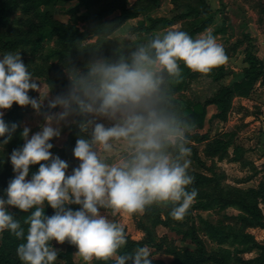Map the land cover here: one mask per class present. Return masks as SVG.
Masks as SVG:
<instances>
[{
  "label": "rangeland",
  "instance_id": "374dc122",
  "mask_svg": "<svg viewBox=\"0 0 264 264\" xmlns=\"http://www.w3.org/2000/svg\"><path fill=\"white\" fill-rule=\"evenodd\" d=\"M188 13L190 16L186 17ZM127 14L131 17L112 31V27ZM210 17L212 21L207 29H211L213 36L223 45L228 60L208 73L193 71L179 61V78L163 72L160 91L141 104L126 109L141 114L149 107L160 106L180 115L188 105L206 104L208 114L202 129L179 130L186 138V146L191 149L187 157L190 160L189 174L194 181L198 175L206 177L208 182L194 186L197 196L181 219L170 215L173 207L170 202L155 203L146 206L142 212L131 214L111 208L101 209V212L125 229L127 243L120 252H132L138 246L147 245L153 264H222L221 261L224 264H264V228L250 226L245 220L247 214L239 205H230L223 211L217 208L221 200H245L258 205L264 214V165L256 163L264 154L261 143L264 133L254 120L258 118L260 108H250L249 103L244 104L235 96L230 100L225 120L221 121L214 118L216 107L209 103L221 85L240 78L250 67L247 55L253 53L251 36L255 30L251 27L257 18L264 17V0H0V36L10 37L16 43L4 46L0 42V55L8 51L21 53L28 71L39 84V88L30 90L29 95L37 97L41 104L39 112L30 105L21 107L15 103L10 109L3 110L5 122L16 123L18 127L11 133V140L0 146V195H4L14 176L9 156L13 149L24 144L23 128L27 126L31 136L46 123V115L64 110L63 105L57 110L48 106L49 100L57 95H66L72 90L79 92L80 85L85 88L97 85L96 78L90 75L92 66L98 62L116 63L114 56H106L102 51L115 48L130 53L132 57L155 35L172 29L183 30L195 39L205 32L200 31V27ZM48 21L78 28L88 37L82 46L97 44L96 49L100 47V50L96 52L89 48V54L84 55L78 43L71 47L63 45L66 37L79 38L68 29L65 33L56 29L49 32L51 24ZM98 29L103 31L102 34H97ZM47 32L52 34L51 37L39 42L41 35ZM154 111L160 116L159 111ZM95 115L82 114L73 102L69 115L54 121L61 135L51 141L54 145L52 152L68 163V173L80 163L73 154L78 137L91 139L96 122L105 127L119 122L97 112ZM78 117H81V123L89 120L93 123L88 124L86 130L81 129L76 125ZM231 133L235 134L233 142L227 149H220L217 143L221 135ZM93 147L108 163L130 158L133 153V146L125 139L113 140L110 153H105L99 145ZM38 168V164L31 165V173ZM28 178H31L30 173ZM10 211L26 232V215L16 208H10ZM219 220L225 223L219 226L220 233H215L212 228ZM221 233L234 235L238 240L229 238L225 241L220 238ZM4 237L9 242L17 239L8 230L0 231V246ZM197 241L201 245L196 248ZM23 242L19 238L14 246L4 248L0 251V258L7 255L8 259L20 264L17 247ZM51 243L59 250L54 264H114L115 258L93 257L91 261H85L77 253V247L68 241L61 244L53 240ZM202 255L208 260L202 263L189 260Z\"/></svg>",
  "mask_w": 264,
  "mask_h": 264
},
{
  "label": "clouds",
  "instance_id": "9594fccd",
  "mask_svg": "<svg viewBox=\"0 0 264 264\" xmlns=\"http://www.w3.org/2000/svg\"><path fill=\"white\" fill-rule=\"evenodd\" d=\"M227 60L223 45L211 29L195 39L183 30H167L151 38L146 46L141 45L132 54L131 63L94 64L90 75L98 86L84 89L90 102L75 91L49 100L50 108L63 105L64 110L46 115V123L31 136L30 129L23 128L24 144L9 156L14 176L0 195V231L8 230L25 241L17 247L23 264H54L59 250L52 245L53 240L75 245L85 261L95 257L115 258L114 264H153L147 245L120 252L127 243L125 229L101 209L131 214L155 203L170 202V215L181 219L197 196L195 187L188 190L194 182L188 172L191 149L183 133L170 126L169 118L154 110L144 115L126 109L159 92L163 72L179 78V61L193 71L208 73ZM38 88L20 52L0 55V146L11 140V133L18 127L5 122L3 110L15 103L30 105L39 112L40 100L29 95L30 90ZM73 102L81 112H97L119 122L111 127L96 122L91 139L78 137L73 154L80 163L68 173V163L52 152L51 141L61 135L54 121L68 116ZM92 123H81L80 128L86 130ZM118 139L133 146L130 158L108 163L93 147L99 145L110 153L112 141ZM36 164L39 168L29 179L30 166ZM70 205L79 207L73 209ZM48 206L55 210L50 216L45 214ZM10 208L31 210L24 220L26 232Z\"/></svg>",
  "mask_w": 264,
  "mask_h": 264
},
{
  "label": "trees",
  "instance_id": "16d2710c",
  "mask_svg": "<svg viewBox=\"0 0 264 264\" xmlns=\"http://www.w3.org/2000/svg\"><path fill=\"white\" fill-rule=\"evenodd\" d=\"M190 16L189 13L186 14V17ZM130 15H126L124 17V19L122 21H120L116 26L112 27V31H115L117 28H119L128 18H130ZM211 17L209 18L208 22L205 23L204 25H202V27H200V31H204L207 29L208 26H210L211 23ZM2 22V20L0 21V23ZM49 22V21H48ZM51 30L49 32H54V30H64L65 33V29H68L69 32L73 33L76 37L79 38V40H76L74 38H65L62 41V44L68 47L71 46H75L77 43L80 46V48L82 49V53L84 55H88L89 52L87 51V49L91 48L92 51H99L100 47L98 49H96L97 44H89V45H85L82 46V43L84 41L88 40V37H86L84 35L83 32H81L78 28H67L65 25L60 24V23H51ZM97 34H102V30L98 29L97 30ZM49 32L44 33L43 35H41L39 42H41L42 40H46L49 37H51L52 34H49ZM0 42L1 44H3L4 46H13L15 45V41L13 39H11L10 37H6V36H0ZM102 50V49H101ZM106 56H114L116 58V63L124 61V62H128L131 63V54L130 53H124L123 51H120L118 49L115 48H111L105 51H102ZM247 60L250 63V67L243 72V74L240 76V78L232 81L229 85H221V87L218 89V91L214 94L213 97H211L209 99V103L215 105L216 107V113L214 114V118L219 119L221 121L225 120L228 108H229V103L230 100L235 97H244L247 98L251 95L254 85L256 84V82L258 81V79L264 76V65L263 63L258 60L254 54L252 53H248L247 55ZM98 86V85H96ZM79 92L75 93L77 95H79L82 99H84L85 101L90 102V96L85 95L84 89L85 87H83L82 85H80V87L78 88ZM98 103V101H97ZM61 105H57L55 108H53L54 110H57ZM157 110L160 113L161 117L164 118H169V122H170V126L174 129H185V128H189V129H202L205 126V122L207 119V106L204 103L201 102H197V103H193L191 105H188L186 107H184L181 111L180 115H175L174 113H172L169 110H166L160 106H154L153 109H151V107L145 109L143 112H141V114L147 115V113L149 111H153V110ZM84 112H82L83 114ZM88 114V113H86ZM81 117H78L76 119V125L79 126L80 128V124H81ZM9 125H11L10 122H6ZM234 133L231 134H223L221 135L220 141L219 143V148L220 149H227L229 147V145L233 142V138H234ZM31 171H30V175H31ZM195 181L193 182L192 185H189L188 187H194L197 186L199 184H204L206 182H208V179L204 176H195ZM230 205H239L242 209V211L247 214V217L245 218V220L251 225H256L257 227H261L264 228V214L261 211V209L258 207V205L256 204H252L249 203L247 201H241V200H236V201H219V204L217 206V208L219 209V211H223L226 208H228ZM70 207H72L73 209L78 208L79 205H70ZM18 212H20L23 215H29V212H24L18 208H16ZM54 209H52L50 206L46 207L45 209V214L46 215H52L54 214ZM225 222L219 220L218 221V225L216 227H213L212 230L215 231V233H220V231L218 230L219 226L223 225ZM24 224V223H23ZM248 224V225H249ZM24 226H26V231H27V227L28 225L25 224ZM229 236V237H228ZM220 238H222L223 240L227 241V239L229 238H233L232 240H238V237H235L234 235H225L224 233L220 234ZM19 240V238L16 239V241ZM15 241V242H16ZM15 242H9L6 241L5 237L2 241V244L0 246V251H2L4 248L6 247H11L14 246ZM201 243L200 241H197L196 246H200ZM192 248V246H190ZM197 248V247H196ZM8 256H4L0 258V263H2V261L4 262L3 264H18L17 262L8 259ZM189 260H194L195 263H202L204 261H207L208 259H206L205 257H203V255L197 259H193V258H189ZM20 264H23L22 261H20ZM222 264L223 261H221Z\"/></svg>",
  "mask_w": 264,
  "mask_h": 264
},
{
  "label": "crops",
  "instance_id": "0c3cea01",
  "mask_svg": "<svg viewBox=\"0 0 264 264\" xmlns=\"http://www.w3.org/2000/svg\"><path fill=\"white\" fill-rule=\"evenodd\" d=\"M252 25V24H251ZM252 29H255L253 31V34L251 36L252 38V45H253V53L254 56L260 60L264 65V17L263 19H258L253 23ZM239 55V54H238ZM233 73V72H231ZM229 85V84H228ZM238 100L243 102L244 104L249 103L250 108L255 106V108H260V114L258 115V118H255V125H261V129L264 133V76L258 79L256 84L254 85L253 91L249 98H242L239 97ZM91 115H95V112L90 113ZM93 117V118H95ZM261 143L263 144L264 149V134L261 137ZM257 164L264 165V154H261L259 156V160L256 162Z\"/></svg>",
  "mask_w": 264,
  "mask_h": 264
}]
</instances>
